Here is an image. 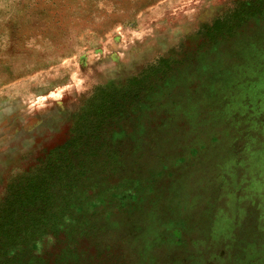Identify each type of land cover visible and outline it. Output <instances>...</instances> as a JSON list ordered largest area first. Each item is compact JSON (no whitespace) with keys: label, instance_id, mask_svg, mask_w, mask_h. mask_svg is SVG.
<instances>
[{"label":"rangeland","instance_id":"rangeland-1","mask_svg":"<svg viewBox=\"0 0 264 264\" xmlns=\"http://www.w3.org/2000/svg\"><path fill=\"white\" fill-rule=\"evenodd\" d=\"M0 264H264V0H0Z\"/></svg>","mask_w":264,"mask_h":264},{"label":"crops","instance_id":"crops-1","mask_svg":"<svg viewBox=\"0 0 264 264\" xmlns=\"http://www.w3.org/2000/svg\"><path fill=\"white\" fill-rule=\"evenodd\" d=\"M180 188H181V190L183 189V185H181L180 187H179V189L176 191V194L173 196V198L175 199V198H177L178 197V195H179V190H180ZM180 190V191H181ZM183 194H185V191L183 190V192L181 193V195H183ZM180 195V196H181ZM222 218V217H221ZM216 222V221H215ZM221 225H222V221H221V219H220V227H221ZM225 228V227H224ZM238 240H240V238L239 237H237L236 239H235V237H233V239L232 238H229L228 240H227V244H226V250L228 251V250H230V246H232V245H235V243L237 244V242H238ZM237 241V242H236ZM193 242V241H192Z\"/></svg>","mask_w":264,"mask_h":264}]
</instances>
